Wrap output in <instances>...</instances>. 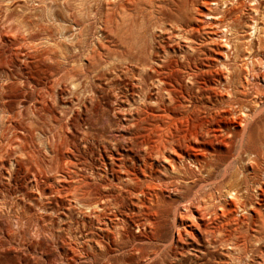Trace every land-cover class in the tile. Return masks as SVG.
Listing matches in <instances>:
<instances>
[{"label":"bare ground","instance_id":"1","mask_svg":"<svg viewBox=\"0 0 264 264\" xmlns=\"http://www.w3.org/2000/svg\"><path fill=\"white\" fill-rule=\"evenodd\" d=\"M246 1L249 4L250 0ZM255 1L257 3L258 0ZM245 6L243 0H79L74 5H67L64 0L59 10L39 2L32 6L31 14L18 11L13 17L17 26L23 28L21 35L25 43L32 45L34 42V51L44 52V59L49 61L54 71L60 72L57 77L53 76L54 84L70 83L69 98H75L73 107L66 105L67 102L62 103L63 114L65 108H69V123L83 109L90 110L88 100L90 103L100 100L105 83L115 84L112 77H107L108 83H104L103 79L109 72L119 73L123 83L127 78L132 79L135 87L133 91H124L128 93L124 95L130 107L121 108L122 112L134 113L136 133L130 140L139 148L131 153L119 149L118 156L113 150L108 152L109 163L120 171H112L115 175H111L112 187L109 190L102 184L98 190L96 183L99 185V180L91 182L86 175L75 177L77 185L71 189L75 205L71 210L78 208L87 216L91 220V230L85 235V243L74 240L75 245L70 243L64 247L58 257L54 253L47 255L45 264H56L58 260L61 264H183V254L193 251L195 259L192 264L197 261V264H247L244 259L249 258L251 250L258 246L257 241L264 240V136L260 134L257 137L252 130L254 121L264 109V100L260 92L253 95L248 91L254 86L261 87L258 76L260 69H264V55L261 57L249 47L246 51L241 47L243 35L238 27H234L233 20L236 23L241 20ZM56 14L64 18L60 20ZM196 19H200L202 24L196 26ZM259 24L255 20L250 29L254 30L258 40H263ZM203 30L206 36L201 40L198 33ZM252 31L250 36H253ZM36 34H41L39 37L43 39L35 43L38 39ZM12 36L20 37L16 33ZM23 61L26 67H31L30 60L26 58ZM205 72L210 75L207 86L217 88L211 93L198 77ZM217 73L220 75H213ZM21 76L25 78L22 82L25 87H30L27 92L31 93L35 89L32 81L29 76ZM11 79L5 77L0 82V146L4 140L10 141L9 135L13 130L9 127L15 129L20 123L10 121L8 125L7 122L13 117L9 105L14 102L6 98L10 88L8 84L20 83ZM196 86L204 91L202 102L194 100L190 93L188 96L184 94ZM112 91L116 92L114 88ZM61 98L56 91L50 99L58 102ZM186 99L190 107H184ZM19 102L23 105L25 101L21 99ZM38 103L43 108L38 107ZM44 103L37 98L29 108L38 114L41 108L44 109ZM148 106L154 108V113L143 116L142 110ZM203 108L206 114L199 113ZM223 114L229 120L227 127L216 125L218 117ZM162 116L169 118L164 136L159 132L155 134L158 121L151 119ZM188 117L190 124L184 127L181 120ZM23 129L19 142L13 145L21 154L10 160L5 181L6 184L11 181L14 170L22 162L23 174L28 177L23 195L29 196L30 190L36 195L26 197L36 205V213L27 215L24 207L22 211L11 214L14 209L7 211L0 203L6 217L0 214V221L4 222L0 225L6 226L5 229L0 228V233L12 237L16 233L27 234L37 240L41 236L43 239L48 236L55 239L57 234L46 223L44 212L51 211L49 205L54 203L53 196L61 191L60 187L49 186L40 177H44L48 169L44 158L52 155L53 162L58 149L51 147L53 154L46 150L42 156L35 149L29 151V138L32 142L34 136L27 126ZM58 129L53 134L52 144L63 139L69 148L72 138L69 140L62 132L64 124L58 125ZM88 133L85 130L84 136ZM47 144L52 145L50 142ZM75 161L70 158L63 164L68 172L73 170L71 166L78 165ZM105 166L107 170L104 173L108 177L110 166L108 163ZM167 168L169 174L164 175ZM92 171L95 174L93 168ZM101 174L103 172L97 173L98 176ZM184 181L194 190L189 192L188 200L176 201L172 207L173 215H170L171 204L166 200L165 190L173 186L174 190L182 191ZM110 198L121 199L125 203L129 200L128 205L139 214L136 216L145 217L133 220L134 214L130 216L127 213L131 217L127 218L125 214L113 211L118 203L116 201L112 205ZM108 206L111 208L107 217ZM130 219L142 232V238L134 237L133 240V236L127 233ZM83 223L86 226V222ZM95 227L107 233L98 235L93 230ZM165 232L170 233L167 239L164 238ZM105 238L114 240V244L107 243ZM40 240L38 245L45 247L40 250L42 256L44 252L48 254V248L46 241ZM213 243L222 246L221 260L217 263L214 260L218 256L210 253ZM201 245L204 250L199 248ZM130 252L136 254V263L128 260Z\"/></svg>","mask_w":264,"mask_h":264},{"label":"rangeland","instance_id":"2","mask_svg":"<svg viewBox=\"0 0 264 264\" xmlns=\"http://www.w3.org/2000/svg\"><path fill=\"white\" fill-rule=\"evenodd\" d=\"M53 1L55 0H0V36H1L0 37V78H1L0 82H2V79H5V77H8L9 79L12 78L11 79L12 81L20 82L18 84L14 82H9L8 85H10V88H9L8 93L6 92V95H7L6 98L14 100V102L13 101L10 102V105H9L10 107L9 110L12 112L13 117L8 119L7 121L8 125L10 124V121L13 124L18 123L19 121L20 123L18 124L19 127L15 129H12V127H9L11 130H13L11 135H9L10 141L4 140V142L1 143V146H0V203L1 204L3 203L2 205L4 208H7L6 209L7 211L14 209L15 211L12 210L11 214L15 213L16 211H22L24 207H25L24 209L26 210L27 215H33L36 213V209H35L36 205L30 202L29 199L27 200L26 198V197L29 198V196L33 198L34 194L30 190L29 196L23 195V187L27 185L28 177L25 174H23L24 169L23 167H21L22 162L14 170L11 181L8 184H6V181H5L6 180L5 174L7 173V170L9 169L10 160L13 159L14 157L18 158L21 154L18 147L13 146V145L14 143L19 142L18 139L21 138V135H23L22 134L24 132L23 128L26 126L27 128H29L30 132L34 136L32 139V142H31V139L29 138V142L31 143L28 146L29 151L35 149L36 152L37 153L39 152L38 154L42 156L43 152H46V150L48 151L47 153L50 152L53 154L51 147L58 149V156L55 160H53V162H52V157H51L52 155L44 158L46 164L48 165L46 166L48 167V169H46V172L43 174L44 177H40V178L45 179L49 183L48 184L49 186H52L53 184V186L60 187V191H61L60 194L57 193L53 196L54 203H50L49 205L51 211L49 210V212L48 211L44 212L46 214L44 218L46 223L50 225L51 227H53L55 234H57L58 236L56 235L55 239L54 237L51 238L50 236H48L47 238L44 237V239H43V236H41L38 239V240L41 239L42 242L46 241L45 242L46 249L48 248V250L46 251L48 254L44 252V254L40 256L39 254L40 250H43V248H45L44 245L42 244L38 245L37 243L38 240L35 238H31L27 234L26 236V235H19L18 233H16L17 235L15 236L13 235L12 237V235L7 236L5 234L6 235L5 236L4 233H0V240L2 239L3 241V242H0V244L2 245L0 246V264H32V263L34 264V262L35 264L37 263L45 264L44 260H46V258L49 257L47 255H49L50 253H54L57 256L59 255L60 252H63L64 250L63 248L67 247V245H69L70 243L75 245V241L77 239L83 242L85 240L86 233L88 232V230H91V226H90L91 220H89L87 216L83 215L78 208H74L73 210H71V208L74 207L75 205L73 201L74 198H73L71 189L73 186L77 185L76 183L77 178H80L86 175L87 178L91 182L93 181L98 182L96 180H99L100 187H98L99 185L96 183V188L98 190L101 189V184L103 187L109 190L112 187L110 186L111 185L110 180L112 178L111 175L112 174L115 175V172L120 173V171L118 170L117 167L115 168L111 166V164L109 163V158L107 155L108 152H111L113 150L114 155L118 156L119 149H120L119 151L121 152L128 151V153H131L132 151H136L139 148V146H137L130 140L131 137H134L135 136L134 134L136 133V131L134 130V127H136L134 126L135 125L134 124L135 119L133 116L134 113L133 112L127 113L124 110H123L124 112H122V108H121V106L130 107L129 103L125 101L126 97L124 95L128 93H124V91L126 90L133 91V88H135L132 84L133 80L130 78H127V80L123 83L120 80H124V79H121L120 74L117 72L113 71L105 75L103 79L104 83L107 77L108 78L112 77L115 80L114 81L115 84L108 85L105 83L106 88L105 90L100 92L99 101L97 102L92 101L91 103L89 100L87 101L88 108L90 109L89 111H86L83 109L79 114H76V118L74 120H71L70 123L68 121V117L70 114L69 108L67 109L65 108L66 112H64L63 114L62 103L67 102L66 105L72 106V101L75 100V98L74 99H72V97L69 98L70 97V91H69L70 83L69 82L66 84L63 83V85L61 84L60 86L54 84L53 79H55V77H57V75H59L60 72L54 71L49 61H46L44 59V56H45L44 52L34 51L32 47L34 45V42L32 45L30 43L28 44V42L25 43L26 40L23 39L22 38L23 35H21L23 32V28L21 26L18 27L17 20H15L16 18H13L15 17V15L18 14V11L20 13L31 14L32 6L37 5V3L39 2L47 3L49 4V6L51 5V7L56 10L61 9L64 5V0L63 2L62 0H56L55 3ZM58 1L60 3H58V6H57L56 4ZM77 1L79 0H65V3L67 5L68 4L74 5ZM243 1L246 3V6L243 11V16L241 20L238 21V23H236L235 20H233L234 27H238L241 34L243 35V38L240 39V44H241V47L244 49V51H246V49H248L249 47V49L253 53L258 54L262 57L264 55V41H263L264 40V0H258L257 3L255 0H250L249 4L246 0H243ZM61 2L63 5H61ZM256 12H258V14ZM56 17H58L60 20L64 18L63 15H59V14H56ZM35 18L40 20V18H37V17ZM255 20L259 21L260 23L259 26L261 25L262 32L260 35L262 36L263 40H258L256 38L257 35L253 33L254 30L252 31V29H250L251 24H253ZM225 21H229V23H233L232 20L230 19H226ZM199 24H202V22L200 21V19H196L195 25L198 26ZM251 31L253 33V36H250ZM12 33L18 34L21 38L17 37L16 39V37L12 36ZM198 34L202 36L201 40L204 39L203 37L206 36V32L204 30L199 32ZM39 35L36 34L35 38H38V39L35 40V43L36 41L39 42L43 39L41 36L39 37ZM242 48L240 49L241 52H243ZM25 54L27 56H25ZM24 57H26L27 60H30V63H29L31 66L30 68L24 65L23 59H26ZM239 59L241 58L239 57ZM51 72H53L54 74L51 75ZM23 74L26 76H29L30 80L32 81L31 85L35 87L34 90H31V93L27 92L30 89V87L26 88L24 83H22L23 80L25 79L24 77L21 76ZM213 75L219 76L220 74L217 73ZM209 76H210L209 73L205 72V73L200 74L198 77L201 83L203 85H206L208 92L211 93L213 90H216L217 88H209L207 86V84H209V79H208ZM258 78H259L258 80L261 83V87L259 86V88H255L254 86V87L249 88L248 91L253 93V95L256 93V91L260 92L261 93L260 96L262 97V100H264V69H260V76H258ZM97 82H101V81L97 80ZM106 82L108 83V81ZM113 88L116 90V92H119L118 96L117 95L114 96L116 92L112 91ZM136 90H139V89L136 88ZM56 91L59 92V94L62 96V98L58 102L52 101L50 99L51 95L55 93ZM178 93L181 95L180 92ZM188 93L194 96V100L202 102L201 97L202 95H204V91L200 87L196 86L193 89L187 90L184 94L188 96ZM135 96L134 97L130 96V97L131 99H133L135 98ZM37 98H39L40 101L44 100L45 102L44 109H42L43 106H40L41 103H38V107H42L41 111H39L38 114L33 113V108H29V105L32 104L34 101H36ZM21 99L25 101L23 105L21 102H19ZM248 100H251V99H248ZM251 104H252V101L249 103V105ZM185 105L186 106L184 107H190L187 99L185 100ZM72 107L70 108V110L72 109ZM19 109L21 110L22 113H24L23 115ZM263 110H262V113L257 117V120L254 121L253 126H252V130L254 131V134L257 137L260 134L264 136V111ZM89 113L92 116H90ZM142 113H143V116L145 114L148 115V114L154 113V108L152 106L144 107V110H142ZM199 113L206 114V110L204 108L200 109ZM151 119H153L154 121H158L159 127L155 130L156 131L155 134L157 135L159 132V133H162V135L164 136L168 130L167 124H168L169 118L167 116H162L159 118L151 117ZM181 121L184 127H187L190 124L189 117ZM228 123H229V120L226 119L225 114H223L218 117L216 125L217 126L222 125L223 127H227ZM61 124H64L65 130L62 131L64 135L68 136L69 140H70V137L72 138V142L69 145V148L66 147L67 143L63 139L59 140L54 145L52 144L53 134L59 131V129L57 130V126ZM130 126H132L131 129H129ZM148 127H151V126L148 125ZM85 130L86 131L88 130L89 132L88 136H84ZM101 134L103 135V137ZM45 136L48 139H46ZM82 137L83 139L81 140ZM38 139L41 141L38 142ZM256 140L258 141L259 139L256 138ZM100 141L102 142L100 143ZM47 142L48 143L50 142V144H52L53 146L52 145L49 146L48 144L46 146ZM38 144H40L41 146H39ZM37 146L38 148L39 147L41 148L38 149ZM70 158H72L74 161L76 160L78 162V165L71 166L73 170L71 172H68L67 171L68 168H66V165L64 166L63 164L65 163L67 159H70ZM105 163H108V166H110V174L108 177H106L104 173V170H107ZM92 168L94 169V173L96 175L92 173L93 172ZM112 171H115V172H112ZM165 171L166 172L164 175H168L169 169L167 168L165 169ZM99 172L100 173L103 172V174L98 176L97 173ZM75 173L77 174V176H75L76 175ZM222 174L223 172L220 173V175ZM96 177L98 179H95ZM61 178L63 180H61ZM64 178L66 180H64ZM103 183L106 184L107 186H104ZM184 184H185V188H183L182 191L174 190L175 187L173 186L165 190V196L167 197L166 200H168V202L171 204V207H169L170 215L171 214L173 215L172 207H174L177 204L176 201H182L184 198L188 200L189 192H192L194 190L193 187L188 186L186 181H184ZM19 189L20 191H18ZM112 189H114V187ZM2 190H4V193ZM19 192H21L22 195H19L20 194ZM34 197H36V195H34ZM114 199L115 198L109 199V201L111 200L110 201L111 204L116 201L118 203L114 207L113 211H116L117 213H120V214L121 213L125 214L127 218L130 217L131 214H134L135 216H132L133 220L140 219L143 216L145 217V215H142V214H141L142 216H136L139 214H137L136 211L132 210L131 207L128 205L130 203L129 200L126 201L125 203L121 199H115V200ZM1 204H0V214L2 215V217L6 218L2 213L3 208L1 207ZM4 204L7 206H5ZM110 208L111 206H108V209L106 211L105 215L107 217L109 215L108 211H110ZM54 211H57V212L55 213ZM127 213L130 214V216H128ZM130 220L131 221L129 223V228L127 230L128 231L127 233L133 236V240H134V237L142 238L143 236H140L142 232L138 231L136 227L134 226L132 219ZM83 222H86V226L84 225ZM2 223L4 222L1 219L0 224ZM0 228L5 229L6 228L5 224L0 225ZM168 229L170 230V227H168ZM93 230L98 232V235L107 233L106 231H102L98 227L93 228ZM5 232H7V230ZM158 234H160V232ZM169 234L170 233L166 234L165 232L164 238L167 239ZM59 236L61 239L59 238ZM104 241H106L107 243L114 244V240H110L108 238H105ZM87 242L88 243L90 242L92 243V245H95V243H93V241L91 240H87ZM11 243L13 244L11 245ZM257 243H258V246L251 250L249 258L244 259V261L247 264H264V240L257 241ZM203 244L205 243L203 242ZM211 246L212 248L213 247L214 248L210 250V253L214 257H215V254L218 256V258L214 260V262L217 263L218 261L221 260L222 246L219 245L218 243H213L211 244ZM199 248L204 250L202 245ZM36 252L39 255L38 254L35 255ZM194 253H195L194 251L184 253L183 254L184 255L183 264H192L193 259H195L193 258ZM128 260L133 263H136L137 262L136 254L134 252H130ZM194 261H197V260H194ZM197 263L199 262L197 261L194 264H197ZM56 264H61L60 260H58Z\"/></svg>","mask_w":264,"mask_h":264}]
</instances>
